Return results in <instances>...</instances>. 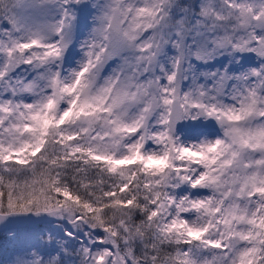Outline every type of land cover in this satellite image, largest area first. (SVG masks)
I'll list each match as a JSON object with an SVG mask.
<instances>
[{
    "label": "snow or ice",
    "instance_id": "snow-or-ice-1",
    "mask_svg": "<svg viewBox=\"0 0 264 264\" xmlns=\"http://www.w3.org/2000/svg\"><path fill=\"white\" fill-rule=\"evenodd\" d=\"M0 264H264V0H0Z\"/></svg>",
    "mask_w": 264,
    "mask_h": 264
}]
</instances>
